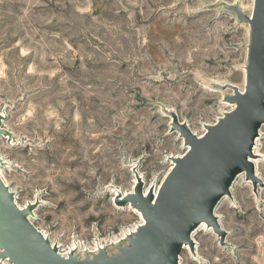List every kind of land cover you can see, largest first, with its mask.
<instances>
[{
  "label": "rangeland",
  "instance_id": "obj_1",
  "mask_svg": "<svg viewBox=\"0 0 264 264\" xmlns=\"http://www.w3.org/2000/svg\"><path fill=\"white\" fill-rule=\"evenodd\" d=\"M251 1L0 0V170L17 205L41 202L30 220L62 252L116 253L140 223L112 199L132 167L158 187L186 152L165 110L200 136L230 110L213 84L243 89L248 26L223 3L250 14ZM256 140L264 181V125ZM230 193L214 210L228 245L196 229L178 264H264V188L242 176Z\"/></svg>",
  "mask_w": 264,
  "mask_h": 264
},
{
  "label": "water",
  "instance_id": "obj_2",
  "mask_svg": "<svg viewBox=\"0 0 264 264\" xmlns=\"http://www.w3.org/2000/svg\"><path fill=\"white\" fill-rule=\"evenodd\" d=\"M235 15L238 23L248 26L244 87L214 83L213 88L230 90L223 102L233 105L213 124H205V132L197 136L187 123L181 122L172 110H165L170 118V132L178 133L188 149L180 157H170L173 163L161 184L144 192V182L136 167L131 168L136 179L132 192H117L113 203L135 209L144 222L135 232L126 235L125 245L117 244L116 253L98 248L93 255L83 257L70 252L59 254L56 244L38 230L30 218L41 202L35 199L24 207L16 203L14 193L0 176V260L8 264H178L184 246L193 252L192 233L205 223L227 246V232L214 215L217 204L225 196L235 179L244 174L252 185L264 188L254 171L253 149L259 130L264 125V0H252L250 14L237 4L223 3ZM6 116L0 114V136L11 141V133L2 124ZM6 162L0 159V166Z\"/></svg>",
  "mask_w": 264,
  "mask_h": 264
},
{
  "label": "bare ground",
  "instance_id": "obj_3",
  "mask_svg": "<svg viewBox=\"0 0 264 264\" xmlns=\"http://www.w3.org/2000/svg\"><path fill=\"white\" fill-rule=\"evenodd\" d=\"M252 2V1H251ZM250 8H252V3H250ZM243 68V67H242ZM243 82H244V70H243ZM220 83V82H219ZM223 83V82H222ZM241 91H242V89H240ZM219 93V92H218ZM227 94V93H226ZM223 96V95H222ZM226 105L230 108V109H232L233 108V105H230V104H228V103H226ZM0 114H2V115H4V113L3 112H1ZM204 132H205V130H204ZM195 134V133H194ZM197 135V134H196ZM203 135V134H202ZM197 136H200V135H197ZM258 140V139H257ZM257 140L255 141V146H254V149H253V153L255 152V148H256V142H257ZM185 149L187 150L188 148L187 147H185ZM254 155H255V153H254ZM255 156H257V155H255ZM177 157H180V156H177ZM258 157V156H257ZM0 159H2V160H4V158H2L1 156H0ZM5 161V160H4ZM250 161H252V163L254 164V159H250ZM172 166H173V163H171V166H170V168H169V170L172 168ZM138 172V171H137ZM139 174V173H138ZM0 176H1V178H2V173H1V170H0ZM139 176L141 177V179L143 180V178H142V176L139 174ZM242 176H244V174H241V175H239L238 177H237V179L238 178H241ZM133 177V181H132V189H131V191H129L130 193L132 192V190H133V186H134V184L136 183V179L134 178V176H132ZM2 180H3V178H2ZM4 181V180H3ZM144 182V181H143ZM5 183V182H4ZM6 184V183H5ZM7 185V184H6ZM145 185V184H144ZM8 186V185H7ZM150 187H154V192L156 193V190H157V186H154V185H152V186H150ZM149 187V188H150ZM149 188H146V187H144V192L146 193L147 191H148V189ZM117 192H119V190H115V194L117 193ZM122 195H125V194H127L128 192H120ZM133 193V192H132ZM114 194V195H115ZM113 200V199H112ZM30 202H32V201H30ZM19 206V205H18ZM19 207H21V206H19ZM24 207V206H23ZM129 208H131L130 206H128ZM131 210L132 211H135L138 215H139V217H140V223L138 224V225H142V223L144 222V220L142 219V217H141V214L138 212V211H136L135 209H132L131 208ZM137 225V226H138ZM137 226L135 227V228H132V229H130V230H127L126 232H124L123 234H122V237H121V239H116L112 244L113 245H117V244H120L123 240H125V237H126V235H128V234H131V233H133V232H135V229L137 228ZM207 229V230H210V228H208L207 226H206V224L205 223H202L198 228H197V230H200V231H202L203 229ZM196 230V231H197ZM213 232V231H212ZM42 233V232H41ZM45 237H47L46 236V234H44V233H42ZM194 234V233H193ZM191 238H192V236H191ZM78 243H75V242H73L72 244H71V246H69L68 247V249L65 251V252H63L64 253V255H68L70 252H74L75 254H82V253H89V251L91 250V249H93V250H98V248L100 247V248H104V249H106L107 248V244L104 242V243H99L98 241H96L95 243H94V246H91V247H87V248H78ZM58 247V251L59 252H62L61 250H60V246H57ZM184 248H188L189 249V247L188 246H184ZM2 263V262H1Z\"/></svg>",
  "mask_w": 264,
  "mask_h": 264
},
{
  "label": "built area",
  "instance_id": "obj_4",
  "mask_svg": "<svg viewBox=\"0 0 264 264\" xmlns=\"http://www.w3.org/2000/svg\"><path fill=\"white\" fill-rule=\"evenodd\" d=\"M97 251H98V250H93V249H91V250L89 251V253H82V254H80V255H79V254H77V255L80 256V257H83L85 254L93 255V254L97 253ZM59 254L62 255V256H64V257H66V255H64L63 252H59Z\"/></svg>",
  "mask_w": 264,
  "mask_h": 264
}]
</instances>
